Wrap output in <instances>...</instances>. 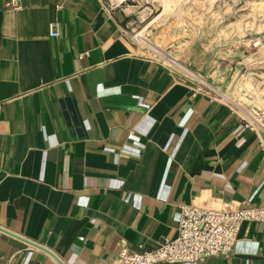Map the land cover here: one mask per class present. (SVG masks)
<instances>
[{
    "label": "crops",
    "instance_id": "0c3cea01",
    "mask_svg": "<svg viewBox=\"0 0 264 264\" xmlns=\"http://www.w3.org/2000/svg\"><path fill=\"white\" fill-rule=\"evenodd\" d=\"M5 1L0 264H60L32 243L63 264H110L175 237L182 205L264 206V135L140 52L122 32L128 5ZM193 264H264V224Z\"/></svg>",
    "mask_w": 264,
    "mask_h": 264
},
{
    "label": "rangeland",
    "instance_id": "374dc122",
    "mask_svg": "<svg viewBox=\"0 0 264 264\" xmlns=\"http://www.w3.org/2000/svg\"><path fill=\"white\" fill-rule=\"evenodd\" d=\"M126 5L129 36L140 52L172 68L144 39L155 44L225 94L244 117L255 119L264 135V0H126ZM196 201L218 204L206 197Z\"/></svg>",
    "mask_w": 264,
    "mask_h": 264
},
{
    "label": "built area",
    "instance_id": "2783aa9c",
    "mask_svg": "<svg viewBox=\"0 0 264 264\" xmlns=\"http://www.w3.org/2000/svg\"><path fill=\"white\" fill-rule=\"evenodd\" d=\"M125 3L126 0L115 4L110 3L109 9ZM5 5L10 10H16L19 7L18 0H6ZM138 21L140 22L141 19ZM122 32L129 35L128 29H123ZM49 33L52 36L57 35L54 23L50 24ZM165 61L172 66V72L187 83L192 94L200 93L210 100L226 102L225 94L215 89L196 72L190 68L172 64L167 59ZM256 122L255 119L246 118L245 124L250 129L257 130ZM127 137L135 138L131 133ZM244 222L264 224V206L221 205L215 207L196 203L182 205L179 208L175 237H163L155 248L139 252L130 251L122 246L115 260L110 264H159L163 262L193 264L212 256H227L233 251L238 232Z\"/></svg>",
    "mask_w": 264,
    "mask_h": 264
},
{
    "label": "bare ground",
    "instance_id": "6f19581e",
    "mask_svg": "<svg viewBox=\"0 0 264 264\" xmlns=\"http://www.w3.org/2000/svg\"><path fill=\"white\" fill-rule=\"evenodd\" d=\"M120 1H122V0H108V2L109 3H113V4H115V3H119ZM146 1H149V0H146ZM164 1H166V0H164ZM130 9V8H129ZM141 32V31H140ZM139 32V33H140ZM138 35V34H137ZM135 37V36H134ZM142 41V40H141ZM144 41L147 43V45H148V48H153L155 51H157L159 54H160V56H162L163 58H165V59H167V60H169V61H171L172 63L173 62H175V63H177V64H179L181 67H184V68H188L186 65H184L183 63H181V62H179V61H177L174 57H172V56H170V55H168L167 53H165V52H163L162 50H160L159 48H157V46L155 45V44H153V43H151L150 41H148L147 39H144ZM140 41H138V43H139ZM144 45V44H143Z\"/></svg>",
    "mask_w": 264,
    "mask_h": 264
},
{
    "label": "water",
    "instance_id": "95a60500",
    "mask_svg": "<svg viewBox=\"0 0 264 264\" xmlns=\"http://www.w3.org/2000/svg\"><path fill=\"white\" fill-rule=\"evenodd\" d=\"M32 244H34V245H36V246H38V247H40L41 249H43V250H45V251H47L48 253H50L60 264H63L53 253H51L49 250H47V249H45V248H43V247H41V246H39V245H37V244H35V243H32Z\"/></svg>",
    "mask_w": 264,
    "mask_h": 264
}]
</instances>
